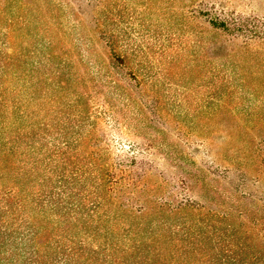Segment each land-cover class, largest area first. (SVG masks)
<instances>
[{
  "label": "rangeland",
  "instance_id": "1",
  "mask_svg": "<svg viewBox=\"0 0 264 264\" xmlns=\"http://www.w3.org/2000/svg\"><path fill=\"white\" fill-rule=\"evenodd\" d=\"M6 6L29 21L22 33L30 34L26 41L17 40L16 45L23 46L21 57L11 61L0 55V63L14 62L30 95L22 94V99L38 111L37 118L50 113L48 135L61 139L64 127L73 124L65 135L74 139L73 147L85 127L89 131L84 135L94 146L78 149L81 153L92 149L135 155L147 161L143 167L151 164L168 181L167 188L174 186L179 199L197 203L196 210L174 217H143V222L154 223L147 232L152 237L130 261L264 264V0H27L20 6L10 0ZM210 19L239 20L243 27L261 32L253 38H233L214 31ZM98 24L122 47L124 61L115 62L113 76L128 82L120 79L118 86L123 90V84L129 85L137 115L110 98L106 85L87 73L89 52L97 62L104 60ZM45 37L57 45V56L47 54ZM93 40L99 41L94 49ZM53 73L50 83L47 76ZM238 76L244 77L242 86ZM77 93L88 99L90 117H73L68 101ZM103 94L113 109H107ZM171 147L176 149L172 155H180L177 150L182 148L192 153L196 165L174 166L167 158ZM24 206L26 215L50 228L47 237L58 240L59 247L70 236L82 239V232L67 225L65 215L41 212L42 219L33 205ZM185 230L195 237L185 239ZM165 240L176 244L173 251ZM74 246L82 254L76 264H108L101 253Z\"/></svg>",
  "mask_w": 264,
  "mask_h": 264
},
{
  "label": "trees",
  "instance_id": "2",
  "mask_svg": "<svg viewBox=\"0 0 264 264\" xmlns=\"http://www.w3.org/2000/svg\"><path fill=\"white\" fill-rule=\"evenodd\" d=\"M1 1L4 4L0 6V55L12 61L23 55V46L18 47L16 43L18 39L26 41L30 33H22V25H28L29 21L21 14H16L14 9L10 13L6 6L10 0ZM25 1L27 2L14 0V3L20 6ZM13 15H17L16 19ZM208 23L214 31L226 33L233 38L246 35L253 38L261 32L243 27L239 20L227 23L223 19H210ZM97 32L104 48V60L97 62L92 57V52H89L85 56L87 73L106 85L110 98L122 102L125 107H132L133 115H137L139 110H133L135 104L131 99L129 85L123 84V90L118 86L119 80L125 81V78L113 76L117 67L115 62L124 61L122 47L116 36L107 35L99 28V24ZM46 40L47 54L57 56L58 49L53 39L47 37ZM97 40L92 41L90 48L94 49L99 44ZM47 62L44 61L43 64L46 65ZM13 64L14 62L0 63V264H76L82 254L80 250H75L74 244L79 245L82 251L94 255L101 253L108 264H134L130 261L131 257L136 256L140 245L152 237V233L147 232L154 227L153 221L143 222V217H174L185 210L197 209L195 201L179 199L175 187L167 188L168 181L156 173L151 164L143 167L147 161L135 155L128 157L110 152L101 154L92 149L88 154L81 153L78 149L94 146L84 135L89 131L85 127L82 128L81 136L75 139L73 147L74 139L65 136L69 129L74 128L73 124L68 123L64 127L61 139L50 137L45 131V127L49 125L47 116L50 113L46 112L45 116L37 118L38 111L28 108L24 100L26 98L22 99V94L27 93L23 87L26 82ZM4 65L8 68H1ZM54 75L47 76L50 83L54 80ZM230 78L229 76L227 80ZM237 78V84L242 86L244 77ZM12 79L17 83L15 86L10 82ZM125 83L128 84L126 81ZM40 98L44 100L45 97ZM103 98L107 109H113L107 95L103 94ZM70 100L72 101H68V104L73 107L74 118L91 116L87 109L88 99L81 93ZM156 111L158 117L163 116L159 106H156ZM154 121L158 119L154 118ZM75 126L79 127L78 124ZM175 128H179L178 123ZM183 143L188 146L186 141ZM161 144L158 146H162ZM73 148L78 151H73ZM175 151L172 148L169 151L171 157H167L173 159L174 166H180L184 162L196 165L194 155L185 152V148L177 150L180 155H172L171 152ZM185 166L184 164L183 167ZM138 168L143 170L142 173L137 174ZM25 203L33 205L35 213L42 219L41 212L65 215L67 225L82 232V239L75 240V236H70L69 242L59 247L58 240L47 237L49 227H44L42 223L35 221V217L24 213ZM169 224V227L173 225L172 222ZM193 227L190 226L192 230ZM172 228L170 227V231L174 232L176 227ZM184 235L187 240L195 237L188 230H185ZM163 243H167V246L169 243L171 251L176 247L172 240H165ZM182 247L183 244L179 248ZM161 253L164 255L166 251L161 249Z\"/></svg>",
  "mask_w": 264,
  "mask_h": 264
}]
</instances>
